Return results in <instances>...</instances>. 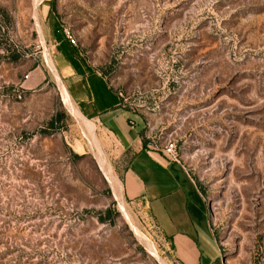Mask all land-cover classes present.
I'll return each mask as SVG.
<instances>
[{"label":"rangeland","instance_id":"374dc122","mask_svg":"<svg viewBox=\"0 0 264 264\" xmlns=\"http://www.w3.org/2000/svg\"><path fill=\"white\" fill-rule=\"evenodd\" d=\"M56 41L144 143H175L217 264H264V0H0V264H177L122 198L127 157L74 113Z\"/></svg>","mask_w":264,"mask_h":264},{"label":"crops","instance_id":"0c3cea01","mask_svg":"<svg viewBox=\"0 0 264 264\" xmlns=\"http://www.w3.org/2000/svg\"><path fill=\"white\" fill-rule=\"evenodd\" d=\"M55 70L78 119L102 132L127 157L121 178L124 200L142 204L177 264H217L220 249L207 204L185 169L143 142L137 116L121 107L106 79L56 41Z\"/></svg>","mask_w":264,"mask_h":264},{"label":"built area","instance_id":"2783aa9c","mask_svg":"<svg viewBox=\"0 0 264 264\" xmlns=\"http://www.w3.org/2000/svg\"><path fill=\"white\" fill-rule=\"evenodd\" d=\"M65 38L67 39V41L70 42V44L72 45H76L75 40L73 39V37L71 36V34L67 31H65ZM176 145L173 141L168 140L167 142H165L163 150L161 151L163 157L169 161V162H176Z\"/></svg>","mask_w":264,"mask_h":264}]
</instances>
